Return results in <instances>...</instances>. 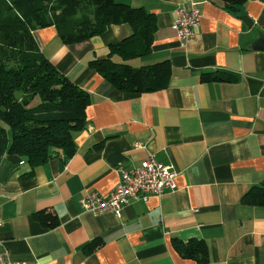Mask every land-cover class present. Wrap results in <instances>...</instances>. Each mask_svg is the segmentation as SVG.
Here are the masks:
<instances>
[{
  "label": "crops",
  "instance_id": "crops-1",
  "mask_svg": "<svg viewBox=\"0 0 264 264\" xmlns=\"http://www.w3.org/2000/svg\"><path fill=\"white\" fill-rule=\"evenodd\" d=\"M125 1L157 20L150 53L128 62L168 60L167 87L121 92L88 66L130 35L126 23L75 44H63L53 26L34 30L43 54L88 92L90 104L85 127L72 132L70 156L59 150L32 168L0 155V248L33 264H264V206L241 203L264 179V50L251 47L258 33L264 37V0H247L236 14L209 0ZM192 2L201 17L185 40L172 25L176 9ZM204 73L230 79L206 81ZM148 156L176 172L174 190L131 200L120 216L82 209L86 192L108 196L117 168ZM42 210L56 216L55 226L34 217ZM99 237L102 244L86 251ZM173 238L204 240L207 261L181 257Z\"/></svg>",
  "mask_w": 264,
  "mask_h": 264
},
{
  "label": "trees",
  "instance_id": "trees-1",
  "mask_svg": "<svg viewBox=\"0 0 264 264\" xmlns=\"http://www.w3.org/2000/svg\"><path fill=\"white\" fill-rule=\"evenodd\" d=\"M230 13H238L247 0H209ZM125 0H0V155L19 156L32 168L56 151L70 156L72 132L87 123L88 92L59 71L40 50L33 31L56 29L63 44H75L100 35L110 25L128 24L131 33L109 44L107 55L88 66L113 87L126 93L153 92L167 87L171 77L168 60L138 67L128 61L150 53L157 30L155 14ZM202 79L228 80L225 74H202ZM32 170L30 171V173ZM30 175V174H29ZM242 204L264 206V179L250 187ZM34 217L48 227L56 216L38 211ZM93 238L86 251L102 244ZM177 253L205 263L208 247L202 239H172Z\"/></svg>",
  "mask_w": 264,
  "mask_h": 264
},
{
  "label": "built area",
  "instance_id": "built-area-1",
  "mask_svg": "<svg viewBox=\"0 0 264 264\" xmlns=\"http://www.w3.org/2000/svg\"><path fill=\"white\" fill-rule=\"evenodd\" d=\"M200 17V8L192 2L187 7L176 9L172 28L181 39H190L194 34L193 28L198 25ZM117 169L120 180L110 194L103 197L98 191L86 192L79 200L83 210L94 215L111 212L120 216L122 207L131 200L146 201L151 195L161 196L175 189L176 172L153 156H148L135 168L127 169L119 166ZM0 264L33 263L12 261L6 248H0Z\"/></svg>",
  "mask_w": 264,
  "mask_h": 264
},
{
  "label": "water",
  "instance_id": "water-1",
  "mask_svg": "<svg viewBox=\"0 0 264 264\" xmlns=\"http://www.w3.org/2000/svg\"><path fill=\"white\" fill-rule=\"evenodd\" d=\"M242 19L249 25L252 23V20L247 15H243ZM251 47L253 49L264 50V37L261 33H258V38L254 42H252ZM4 165L5 164H2V166L0 167V175L3 171Z\"/></svg>",
  "mask_w": 264,
  "mask_h": 264
},
{
  "label": "rangeland",
  "instance_id": "rangeland-1",
  "mask_svg": "<svg viewBox=\"0 0 264 264\" xmlns=\"http://www.w3.org/2000/svg\"><path fill=\"white\" fill-rule=\"evenodd\" d=\"M120 1H122V0H120ZM126 3H127V1H125ZM125 2H123V3H125ZM129 4V3H128ZM133 60H130L129 62L131 63Z\"/></svg>",
  "mask_w": 264,
  "mask_h": 264
}]
</instances>
